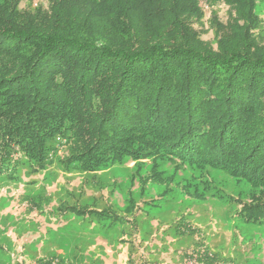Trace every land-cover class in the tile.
Returning a JSON list of instances; mask_svg holds the SVG:
<instances>
[{
  "label": "trees",
  "instance_id": "obj_1",
  "mask_svg": "<svg viewBox=\"0 0 264 264\" xmlns=\"http://www.w3.org/2000/svg\"><path fill=\"white\" fill-rule=\"evenodd\" d=\"M203 2L0 0V180L15 152L46 168L62 137L85 172L127 158L225 171L251 187L240 217L264 226L259 0H225L215 44L195 27Z\"/></svg>",
  "mask_w": 264,
  "mask_h": 264
},
{
  "label": "rangeland",
  "instance_id": "obj_2",
  "mask_svg": "<svg viewBox=\"0 0 264 264\" xmlns=\"http://www.w3.org/2000/svg\"><path fill=\"white\" fill-rule=\"evenodd\" d=\"M48 0H22V7ZM195 27L215 44L225 0H204ZM254 30L264 40V0ZM58 137L49 164L11 155L0 180V264H264V226L238 212L250 186L225 171L129 158L94 172L71 164ZM156 182H151L154 173ZM52 262V263H49Z\"/></svg>",
  "mask_w": 264,
  "mask_h": 264
}]
</instances>
